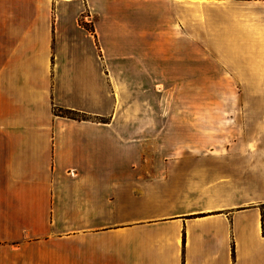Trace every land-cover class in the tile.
Wrapping results in <instances>:
<instances>
[{
	"label": "crops",
	"instance_id": "crops-1",
	"mask_svg": "<svg viewBox=\"0 0 264 264\" xmlns=\"http://www.w3.org/2000/svg\"><path fill=\"white\" fill-rule=\"evenodd\" d=\"M176 25L215 29L240 101L149 151ZM263 204L264 0H0V264H264Z\"/></svg>",
	"mask_w": 264,
	"mask_h": 264
},
{
	"label": "rangeland",
	"instance_id": "rangeland-1",
	"mask_svg": "<svg viewBox=\"0 0 264 264\" xmlns=\"http://www.w3.org/2000/svg\"><path fill=\"white\" fill-rule=\"evenodd\" d=\"M81 24L93 30L91 23L84 18ZM173 29L174 44L162 46L163 57L167 59L169 56L171 61L162 62L160 78L146 79V94L141 95L145 98V111L140 115L146 121L145 133L162 136L161 141L146 142L149 151L185 149L186 145L196 144L185 141L187 134L218 133L226 107L240 101L238 94L220 93L225 86L235 88L237 83L230 77H219L217 63L212 62L210 56H216L215 29H195L192 32L178 25ZM123 112L125 110L121 109L119 116H123ZM54 113L75 119L89 118L81 112L63 108H54ZM174 135H177V142L170 141Z\"/></svg>",
	"mask_w": 264,
	"mask_h": 264
},
{
	"label": "trees",
	"instance_id": "trees-1",
	"mask_svg": "<svg viewBox=\"0 0 264 264\" xmlns=\"http://www.w3.org/2000/svg\"><path fill=\"white\" fill-rule=\"evenodd\" d=\"M261 210H262V228L264 231V204L261 206Z\"/></svg>",
	"mask_w": 264,
	"mask_h": 264
}]
</instances>
